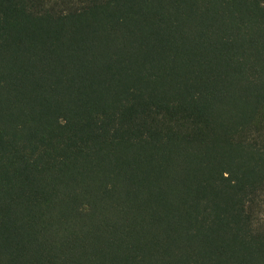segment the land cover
<instances>
[{"label":"trees","instance_id":"1","mask_svg":"<svg viewBox=\"0 0 264 264\" xmlns=\"http://www.w3.org/2000/svg\"><path fill=\"white\" fill-rule=\"evenodd\" d=\"M0 264H264V0H0Z\"/></svg>","mask_w":264,"mask_h":264}]
</instances>
